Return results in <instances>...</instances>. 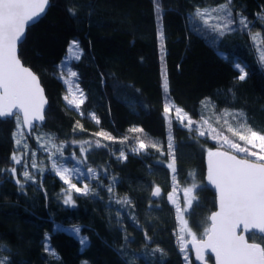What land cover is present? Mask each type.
I'll list each match as a JSON object with an SVG mask.
<instances>
[{
    "label": "trees",
    "instance_id": "trees-1",
    "mask_svg": "<svg viewBox=\"0 0 264 264\" xmlns=\"http://www.w3.org/2000/svg\"><path fill=\"white\" fill-rule=\"evenodd\" d=\"M222 2L160 0L163 11L159 29L153 0H50L46 14L27 28L26 41L19 45V58L38 75L48 99L44 125L30 136L24 135L34 147L32 137L39 131L54 135L58 144L97 138L94 134L100 131L110 133L116 140L100 137L108 147L92 149L87 163L116 176L114 195L127 196L134 207L110 201L112 194L97 182L91 188L98 196L78 194L74 196L75 207L65 206L56 198L65 184L50 170L37 172L36 183L28 182L21 189L15 177L4 171L13 166L10 157L15 151L17 125L13 119L0 120V245L7 246L0 256H8L14 264H128L131 260L135 264H186L177 241L175 208L165 198L173 185L171 170L166 167L170 160L169 137L175 147L177 186H190V173L195 174V183L203 185L195 192L199 205L194 202L192 214L186 213L188 227L196 238L203 237L216 206L215 193L204 180L205 156L219 145L208 135L199 136L194 130L182 128L173 118L169 124L164 115L165 103L169 100L199 119L202 102H207L217 117L214 129L236 141L238 137L228 127L240 131L239 124L245 120L229 113H244L246 127L264 134V71L252 52L248 32L237 30L218 38L219 51L227 54L225 59L210 43L215 34L202 36L193 31L198 21L189 19L195 7H214ZM237 13L255 22L249 25L251 31H259L264 37V22L259 21L264 14V0H233V16ZM161 30L166 97L161 74ZM74 40L82 50L72 67L87 96L80 109L84 116L65 101L66 86L60 79L61 61ZM236 59L247 65L248 75L242 81L233 66ZM91 113H95L99 124L90 118ZM133 128L143 131L132 132ZM125 137L128 139L120 143ZM137 140L155 143L163 155L149 147L148 155L128 153L126 160L117 159L121 150L128 151ZM160 159L162 163H157ZM16 176L24 182L20 174ZM109 176H99L103 185L110 184ZM155 186L161 188L162 195L152 199ZM129 214L135 216L151 240L133 225ZM53 221L66 227L79 226L89 245L82 247L78 238L67 231L54 232ZM45 234L59 254L56 260L44 251ZM247 237L264 244L259 234ZM157 247L164 250L162 257L152 253ZM207 260L213 264L211 256Z\"/></svg>",
    "mask_w": 264,
    "mask_h": 264
},
{
    "label": "snow or ice",
    "instance_id": "snow-or-ice-1",
    "mask_svg": "<svg viewBox=\"0 0 264 264\" xmlns=\"http://www.w3.org/2000/svg\"><path fill=\"white\" fill-rule=\"evenodd\" d=\"M157 18L162 19V7L160 0H153ZM49 0H0V120L13 119L17 125L15 144L19 149L21 146L27 149L29 146L23 132L25 127L29 134L33 129L39 128L45 121V105L47 100L44 97L43 89L40 87L37 76L27 67H25L18 56V44L26 41V27L30 24L38 22L41 15L45 12ZM73 15L75 12L69 9ZM190 22L198 21L193 27V31L198 32L202 36L215 34L210 43L216 47L218 54L227 59V54L219 51L217 40L219 37L225 36L227 33L234 31H246L257 46L259 41V51L257 62L264 68V37L260 33H251L250 24L254 26L255 22L248 21L241 13L233 16V0H223L222 3L214 7L199 6L194 8L190 14ZM161 41H163V31L160 32ZM69 50L75 60L80 59L82 50L79 49L77 41H72ZM239 72V80H244L248 73L245 71L247 65L242 66L239 62L233 65ZM72 77H77L78 73L70 71ZM164 89L168 87L167 76H164ZM69 82V95L64 97L69 105L74 106L79 111L81 116L84 112L80 111L81 106L87 100V96L83 90L79 88V84L74 85ZM203 104V102H202ZM173 105L165 103L164 115L168 118V123L171 124V112ZM90 118H94L99 124V119L95 117V113L89 114ZM245 120L244 124H239L240 131L228 127V131L232 132L240 141L244 142V146L229 139L228 136L220 137L219 134L212 135L213 140H217L220 144L215 151L208 150L207 156V181L214 189L218 196V211L211 213L208 220L210 224L204 228L203 239L197 240L196 234L188 227V221L184 218L185 213L192 214L193 204L199 205V198L194 194L202 190L203 185L195 183L194 173L189 175L193 178V183L183 188V198L185 206L181 204L176 197L178 181L176 179V155L175 147L172 138L168 141L169 162L166 164L167 169L172 173V192L167 194L166 199L175 206L176 218L180 222L178 240L180 241L181 250L187 249V244L183 242L184 234L191 235V243L195 246V253L198 260L204 261L205 254L210 251L214 254L215 264H264V244L249 242L245 233L260 234L264 237V134L254 131L251 127H246V116L240 112L238 114ZM175 120L184 129L195 130L199 136H204L205 132L200 131L195 127L199 122L194 121L191 116L184 112L183 109L175 107ZM207 124V121H203ZM227 123V121H225ZM77 126L83 130V126L77 122ZM75 131V129H74ZM132 132H142V129H131ZM215 133L216 129H211ZM97 139L95 141H71L72 144H79V151L82 154L77 158L75 154H71V160L75 161L72 167H69L64 158L63 149L65 143L55 142V136L52 134L41 133L35 136L40 148L48 153V159L51 162L49 165L53 174L59 177L66 185L64 190L62 203L68 207H75V200L72 193L79 195L98 196V193L90 187L92 181H96L99 187H104L110 195V201L122 207H134L130 198L127 196L118 198L114 195V187L117 181L116 176H109L106 168L97 170L91 166H86L82 170L78 165H86L87 154L95 148H107L108 145L101 142L99 139L103 137L106 141H115L116 138L110 133L100 131L94 134ZM128 138L125 137L120 143H124ZM151 147L156 149L161 155L163 150L158 148L155 143L151 145L145 144L142 140H137L136 146L132 148L134 153L146 152ZM227 147L231 151H221V148ZM253 149H256L255 151ZM240 154H243V158ZM32 159L28 158L27 153L23 157L17 156L15 153L10 157L14 165H21L23 168L22 177L24 182L16 176L17 169L15 166L4 171L9 172L15 177V183L21 189L28 182L36 183V177L30 173L29 168L36 169L38 173L45 172L46 169L42 165H38L34 159L36 153L32 152ZM117 159L126 160L125 152L120 151ZM157 163H161L158 161ZM100 172L105 176H109L111 183L103 185L100 181ZM73 179L83 184L78 187L77 183H73ZM87 179L89 183H83ZM151 195L153 197H161L162 190L159 186H155ZM119 216V213H117ZM129 219L133 225L144 232L145 239L151 240L147 236V231L141 227L135 216L129 214ZM70 230L75 234L82 247L89 245V240L86 236L80 235L81 228L72 225ZM54 232L69 231V228L62 224H56L53 221ZM128 237L125 236V239ZM51 237L45 234L44 251L54 260L59 258V254L51 247ZM7 246L0 245V251H3ZM152 253H159L162 257L164 250L157 247L152 249ZM0 264H14L8 256H0ZM128 264H135L134 260Z\"/></svg>",
    "mask_w": 264,
    "mask_h": 264
},
{
    "label": "rangeland",
    "instance_id": "rangeland-1",
    "mask_svg": "<svg viewBox=\"0 0 264 264\" xmlns=\"http://www.w3.org/2000/svg\"><path fill=\"white\" fill-rule=\"evenodd\" d=\"M157 20H158V25H159V29H160V20L161 19H158L157 18ZM261 23H263L264 22V14H263V16L260 18V20H259ZM251 33H253V34H255V33H260L261 34V36H262V33L261 32H259V31H251ZM263 37V36H262ZM249 41H250V44H251V47H252V52H253V54H254V56H255V59H256V61L258 60V51H259V41H257V46H254V42H253V40L250 38V35H249ZM72 42V41H71ZM71 42H70V44H71ZM70 44H69V46H70ZM69 46H68V49H67V53H66V55L64 56V58L62 59V61H61V64H60V71H61V74H60V79L63 81V83H64V85L66 86V95H69V97L71 98V95H70V93H69V91H68V89H69V82H72V84H73V90H75V88H74V85L76 84V83H78L79 84V82H78V77H72L71 75H70V71H74V72H76V70L72 67V63L73 62H76V61H78V60H75V59H73V57H72V53L70 52V50H69ZM79 49H80V47H79ZM81 50V49H80ZM160 53H161V74H162V76L164 77L165 76V61H164V49H163V46H162V41H161V43H160ZM236 62H239L242 66H243V64L240 62V61H238V59H236L235 61H234V63H236ZM258 63V62H257ZM259 64V66H260V68L264 71V68H262L261 67V64L260 63H258ZM79 88L81 89V86H80V84H79ZM164 93H165V97H166V94H167V96H168V89H164ZM67 102V101H66ZM167 103H170L171 105H173L174 107H173V110H172V112H171V117L175 120V107H178L176 104H174L173 102H170L169 100L167 101ZM69 105V104H68ZM71 107H73L74 108V106H72V105H70ZM185 113H187L186 111H184ZM188 114V113H187ZM189 115V114H188ZM190 116V115H189ZM192 118V117H191ZM194 121H197V122H199L195 127H198L199 129H200V131H204L205 132V135H208L210 138H211V136L212 135H216V134H219L220 135V137H223V136H228L226 133H224V132H215V133H213V132H211V129H213L214 128V126H213V121H217V117H214L213 115H212V113H211V111H210V109H209V105H208V103L207 102H204L203 103V106H202V109H201V117L199 118V119H194V118H192ZM176 121V120H175ZM203 121H207V124H204L203 123ZM196 133H198L196 130H195V128L193 129ZM16 131H17V128H16ZM16 131H15V133H16ZM41 133H44V132H41V131H39V132H36L35 134H34V136L32 137L33 138V142H34V147H32L31 145H30V143H29V141H28V139L26 138V136L24 135V132H23V136L25 137V139H26V141H27V144H28V148L27 149H25V148H23V146H21L19 149L17 148V145L15 144V151H14V153L17 155V156H21V157H23L24 156V154L25 153H27V155H28V158L29 159H32L33 157H32V152L33 151H35V153H36V155H35V157H34V159L36 160V162H37V164L38 165H42L43 167H45L46 169H48V170H50V168H49V165H50V161H49V159H48V153H46V152H44V150L42 149V148H40V146H39V144H38V142L35 140V136H37V135H40ZM47 134V133H46ZM229 137V136H228ZM16 139V136L14 135V140ZM97 138H95V137H89V138H87V139H84V140H78V141H85V140H89V141H95ZM229 139H231V140H233L234 142H236V143H240L242 146H244V142L243 141H240V140H238V141H236V140H234V139H232V138H230L229 137ZM215 142H217V140H214ZM56 142V141H55ZM58 144V143H57ZM136 144L137 143H135V144H133V145H131L130 147H129V149H128V151H124V150H121V151H123V152H125V154L127 155L128 153H134L133 151H132V148L134 147V146H136ZM217 144L219 145V147H220V144L217 142ZM95 148V147H94ZM93 148V149H94ZM226 150H228V151H231L230 149H228L227 147H224ZM224 149V150H225ZM254 151L256 150V149H253ZM63 152H64V158H67L66 159V162H67V164H68V166L69 167H72V165L75 163V161H73V160H71V154H75V156L77 157V158H80L81 156H82V154L80 153V151H79V144H72L71 142L70 143H65V147H64V149H63ZM148 153L149 152H141V153H135V154H147L148 155ZM241 155H243V154H241ZM119 156V153L116 155V157H118ZM162 156V155H161ZM161 163H162V159H160L159 160ZM13 164V163H12ZM13 166H15L16 167V169H17V172H16V175H18V174H20L21 175V177H22V171H23V168H22V166L21 165H14L13 164ZM13 166H11V167H13ZM82 170H85L86 169V166H90L87 162H86V165H78ZM10 167V168H11ZM101 169H104V168H101ZM97 170H100V169H97ZM29 171H30V173H32L33 175L34 174H36L37 173V171H36V169H32V168H29ZM51 171V170H50ZM52 172V171H51ZM9 173V172H8ZM100 175H102V176H105L104 174H103V172H100ZM56 176V175H55ZM23 178V177H22ZM59 178V177H58ZM109 178V177H108ZM60 179V178H59ZM110 180V179H109ZM64 183V182H63ZM73 183H77V186L78 187H82L83 186V184L81 183V182H78L76 179H73ZM83 183H89V181L87 180V179H85L84 181H83ZM92 183H96V181H92L91 183H90V187H91V184ZM110 183H111V181H110ZM65 184V183H64ZM67 188V185L65 184V186H64V188L63 189H61L58 193H57V195H56V198L62 203V199H63V193H64V190ZM183 188L184 187H178L177 186V193L175 194L176 195V197L178 198V200H179V202H180V204H181V207H184L185 206V201H184V198H183ZM195 194V193H194ZM76 195H78L77 193H75V192H73L72 193V196H73V199H74V196H76ZM63 204V203H62ZM174 208H175V206H174ZM184 218L186 219V213H185V216H184ZM179 221V220H178ZM180 222H179V229H180ZM69 228V231H67V232H69V233H71V234H73L72 232H71V230H70V227H68ZM75 237H77L75 234H73ZM81 235V234H80ZM178 235H179V232H178V234H177V241H178V244H179V246H180V241L178 240ZM83 236V235H82ZM189 238H192L191 237V235H189V234H187V233H185L184 234V240H183V242L185 243ZM198 239V238H197ZM191 256H192V254H191V251H189V250H186V251H184V257H185V262H186V264H191Z\"/></svg>",
    "mask_w": 264,
    "mask_h": 264
},
{
    "label": "water",
    "instance_id": "water-1",
    "mask_svg": "<svg viewBox=\"0 0 264 264\" xmlns=\"http://www.w3.org/2000/svg\"><path fill=\"white\" fill-rule=\"evenodd\" d=\"M49 5H50V0H49V4H48V6L46 7V9H45V12L41 15V17L40 18H42L45 14H46V12H47V10H48V7H49ZM40 18H39V20H40ZM38 20V21H39ZM35 24V23H34ZM31 25H33V24H30L29 26H31ZM29 26H27L26 27V32H27V28L29 27ZM19 45L20 44H18V56H19ZM21 60V59H20ZM22 62V61H21ZM23 64V63H22ZM24 65V64H23ZM25 67H27V68H29L36 76H37V78H38V81H39V84H40V87L43 89V94H44V97L46 98V100H47V104L45 105V110H46V108H47V106H48V99H47V96H46V94H45V90H44V88H43V86H42V84H41V82H40V79H39V77H38V75L30 68V67H28V66H26V65H24ZM6 120V119H5ZM44 123H45V121L42 123V125H40L39 126V128H41L43 125H44ZM33 130H35V129H33ZM24 134L26 135V136H30L31 134H29V132L27 131V128L25 127V129H24ZM217 149V148H216ZM216 149H212L213 151H215ZM221 151H228V150H224V149H220ZM208 153V152H207ZM242 157V156H241ZM243 158V157H242ZM207 160H208V156H207V154H206V156H205V168H206V170H205V178H204V180H205V183L208 185V186H210L212 189H213V191H214V193H215V202H216V206H215V209L211 212V213H213V212H215V211H218V196H217V193H216V191H215V189H214V186H212V185H210L209 183H208V181H207V167H208V164H207ZM171 192V191H170ZM170 192H168V193H170ZM168 193H166L165 194V198L167 197V194ZM151 198L152 199H156V198H158V197H153L152 195H151ZM167 200V199H166ZM167 202H168V204L169 205H172L168 200H167ZM211 215V214H210ZM210 215H209V217H210ZM209 224H210V221H209ZM245 235H246V237H247V235H248V233H245ZM260 235V234H259ZM204 238V236L202 237V238H198L197 240H200V239H203ZM248 238V237H247ZM191 240H192V238H189L185 243L187 244V249H185V250H183V251H186V250H189V251H191V254H192V258H193V261H194V264H204V261H201V260H198L197 259V257H196V253H195V246L191 243ZM249 242H253V241H250L249 240ZM255 243H257V242H255ZM208 256H211L212 257V259H213V264H215V261H214V254H211L210 253V251L208 252V253H206L205 254V260L207 261V264H211L208 260H207V257Z\"/></svg>",
    "mask_w": 264,
    "mask_h": 264
}]
</instances>
